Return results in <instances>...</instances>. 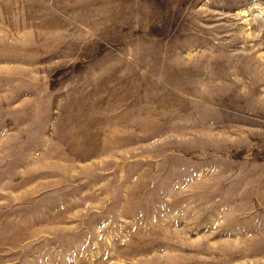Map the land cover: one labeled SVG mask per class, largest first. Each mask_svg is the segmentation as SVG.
<instances>
[{
  "label": "rangeland",
  "instance_id": "rangeland-1",
  "mask_svg": "<svg viewBox=\"0 0 264 264\" xmlns=\"http://www.w3.org/2000/svg\"><path fill=\"white\" fill-rule=\"evenodd\" d=\"M0 264H264V0H0Z\"/></svg>",
  "mask_w": 264,
  "mask_h": 264
}]
</instances>
